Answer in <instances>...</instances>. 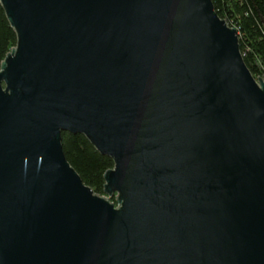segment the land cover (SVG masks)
Masks as SVG:
<instances>
[{
	"label": "water",
	"instance_id": "1",
	"mask_svg": "<svg viewBox=\"0 0 264 264\" xmlns=\"http://www.w3.org/2000/svg\"><path fill=\"white\" fill-rule=\"evenodd\" d=\"M0 5V264H264V75L211 0Z\"/></svg>",
	"mask_w": 264,
	"mask_h": 264
},
{
	"label": "trees",
	"instance_id": "2",
	"mask_svg": "<svg viewBox=\"0 0 264 264\" xmlns=\"http://www.w3.org/2000/svg\"><path fill=\"white\" fill-rule=\"evenodd\" d=\"M218 17L238 33L239 51L254 78L264 75V0H211ZM16 33L0 5V64L16 47ZM65 159L84 185L103 196L104 174L113 169L112 159L100 155L80 134H61ZM111 202L115 203L114 198Z\"/></svg>",
	"mask_w": 264,
	"mask_h": 264
},
{
	"label": "rangeland",
	"instance_id": "3",
	"mask_svg": "<svg viewBox=\"0 0 264 264\" xmlns=\"http://www.w3.org/2000/svg\"><path fill=\"white\" fill-rule=\"evenodd\" d=\"M97 196H99V195H97ZM116 196H117L116 194L113 195L114 200L116 199ZM99 197H102V198L108 200L110 203H112V204H114V206H116L115 203L111 202V199L108 197V195H103V196H99Z\"/></svg>",
	"mask_w": 264,
	"mask_h": 264
}]
</instances>
